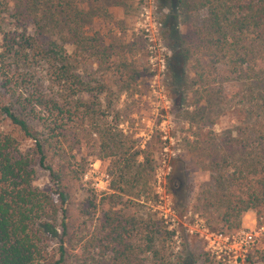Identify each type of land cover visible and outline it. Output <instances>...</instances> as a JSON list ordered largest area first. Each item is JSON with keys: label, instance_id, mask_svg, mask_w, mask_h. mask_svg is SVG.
Masks as SVG:
<instances>
[{"label": "trees", "instance_id": "obj_1", "mask_svg": "<svg viewBox=\"0 0 264 264\" xmlns=\"http://www.w3.org/2000/svg\"><path fill=\"white\" fill-rule=\"evenodd\" d=\"M12 1L3 7L7 28L0 27V264H65L62 238L57 250L51 251L47 243L48 235L57 237L56 205L65 202V194L33 186L35 169H47L54 177L47 163L62 155L68 173L78 179L81 171L69 152L79 145L80 136L91 135L97 159L108 162L107 171L115 179L105 193L109 208L100 211L82 249L90 250L87 257L97 250L110 261H126L137 247L134 234H140L142 252L156 256L158 243L171 237L163 223L111 210V197L134 198L139 195L132 190L146 186L141 152L133 151L130 136L112 126L113 110L104 105L106 90L95 78L97 69L84 76L79 67L81 61L93 59L99 71L108 70L111 52L96 34L84 32L81 0ZM188 3L193 11H206L203 31L196 33V49L208 61L206 67L214 72L220 64L229 77L254 83V99L264 107V0ZM251 140L250 148L227 149L220 155L208 148L212 160L206 167L214 173V185L205 205L221 212L227 231L240 229L248 211L255 212L257 224L264 227L262 118ZM90 206L94 215L96 208ZM65 228L63 224V233ZM198 262L220 264L206 252L174 264ZM248 262L264 264V248L255 250Z\"/></svg>", "mask_w": 264, "mask_h": 264}, {"label": "rangeland", "instance_id": "obj_2", "mask_svg": "<svg viewBox=\"0 0 264 264\" xmlns=\"http://www.w3.org/2000/svg\"><path fill=\"white\" fill-rule=\"evenodd\" d=\"M189 1L81 0L84 32L96 34L105 44L111 65L99 71L98 62L87 59L81 61L80 71L86 76L97 69L95 78L103 81L106 90L104 105L113 110L111 124L130 136L145 170L146 186L132 190L139 196L114 195L111 210L139 221L158 219L171 237L158 243L156 256L144 254L142 238L134 234L137 247L126 261H110L97 250L87 257L91 252L82 247L100 211L109 208L105 193L115 175L111 172L110 177L107 161L97 159L95 137L80 136L79 145L69 152L81 171L78 179L68 173L67 158L62 155L47 163L54 177L37 167L33 179V186L40 190L65 194V202L56 205L57 237L47 238L51 251L57 250L62 238L65 264H174L199 252L220 264H242L243 258V264H249V256L264 248V227L257 224L255 212L243 214L240 229L227 231L221 212L205 205L214 185V173L206 167L212 160L208 148H216L218 155L228 153L227 149L250 148L264 120V107H258L254 99V83L229 77L220 64L214 72L206 67L208 61L196 49V33L203 31L206 11L191 10ZM7 3L12 6L13 1L0 0L4 29ZM90 204L96 208L94 215ZM239 231L258 233L245 257L234 263L232 253L230 258L214 254L231 244L230 238ZM210 234L214 237L206 239Z\"/></svg>", "mask_w": 264, "mask_h": 264}, {"label": "built area", "instance_id": "obj_3", "mask_svg": "<svg viewBox=\"0 0 264 264\" xmlns=\"http://www.w3.org/2000/svg\"><path fill=\"white\" fill-rule=\"evenodd\" d=\"M262 231H264V228H262ZM257 234L258 233L254 231L253 232L239 231L230 238V240L232 241L231 244L226 245L225 249L221 250V252L218 253L215 252L214 254H216L217 256H222V257L226 256V258H230L229 254L232 253L233 255L232 258L234 259V263H237V259L245 257V255L248 253L249 249L256 241ZM212 237H214L212 236V234L206 235V239H210ZM243 259H242V264L244 263Z\"/></svg>", "mask_w": 264, "mask_h": 264}]
</instances>
